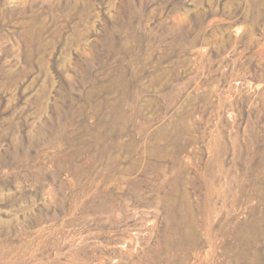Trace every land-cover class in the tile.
Here are the masks:
<instances>
[{"label":"rangeland","instance_id":"1","mask_svg":"<svg viewBox=\"0 0 264 264\" xmlns=\"http://www.w3.org/2000/svg\"><path fill=\"white\" fill-rule=\"evenodd\" d=\"M0 264H264V0H0Z\"/></svg>","mask_w":264,"mask_h":264}]
</instances>
